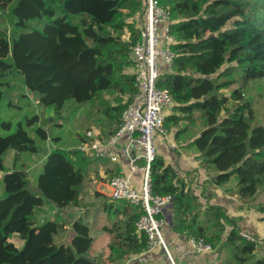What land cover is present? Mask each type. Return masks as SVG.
I'll list each match as a JSON object with an SVG mask.
<instances>
[{
	"label": "trees",
	"instance_id": "trees-1",
	"mask_svg": "<svg viewBox=\"0 0 264 264\" xmlns=\"http://www.w3.org/2000/svg\"><path fill=\"white\" fill-rule=\"evenodd\" d=\"M160 1L172 13L176 37L172 70L159 83L174 100L165 128L210 175L205 190L223 188L264 212V125L240 87L224 92L264 79V0ZM141 11V0H0V19L10 13V26L0 20V264H126L147 250V234L136 227L138 208L96 192L113 222L103 229L111 236L107 255L102 259L95 251V203L82 190L83 172L98 157L79 149L91 141L90 130L99 129L100 138L113 133L126 96L135 91L128 69L131 45L140 35L133 18ZM11 74L38 97L48 117L42 120L30 102L12 101ZM86 104L96 116L69 144L60 120H72ZM8 109L15 111L6 117L2 111ZM10 149L15 156L8 169L4 157ZM30 154L45 156L38 191L30 187L31 164L21 160ZM192 183L191 171L181 174L162 155L151 164L152 193L174 198L172 231L210 243L217 264H264L258 242L241 235L238 219ZM44 205L57 212L41 223L36 209ZM72 205L81 211L64 214ZM69 228L75 234L68 242ZM15 233L24 240L22 248L11 241Z\"/></svg>",
	"mask_w": 264,
	"mask_h": 264
},
{
	"label": "built area",
	"instance_id": "built-area-1",
	"mask_svg": "<svg viewBox=\"0 0 264 264\" xmlns=\"http://www.w3.org/2000/svg\"><path fill=\"white\" fill-rule=\"evenodd\" d=\"M141 1L140 35L131 45L130 52V73L135 78V91L126 96L127 106L120 121L113 126V133L100 138L96 131L90 130L87 136L91 141L79 149L98 158L108 157L117 162L124 157L127 160L128 172L109 178V197L127 201L138 208L141 215L136 227L148 238L145 253L163 250L171 264H177L165 230L171 224L174 198L171 194H153L151 191V164L159 155L157 140L168 134L166 115L174 105L170 92L159 85L162 77L172 70L176 57V37L172 32L174 20L170 9L160 0ZM70 211L78 213L81 208L75 207ZM240 233L247 240L260 243L261 239L246 231L241 230ZM188 239L193 252L214 251L212 245L203 239Z\"/></svg>",
	"mask_w": 264,
	"mask_h": 264
},
{
	"label": "crops",
	"instance_id": "crops-1",
	"mask_svg": "<svg viewBox=\"0 0 264 264\" xmlns=\"http://www.w3.org/2000/svg\"><path fill=\"white\" fill-rule=\"evenodd\" d=\"M128 71L130 73V68ZM20 93L27 96L26 98H21V102L26 104L27 100L30 99L31 93L26 87H23ZM33 102H35V104H39L38 97L35 96V100ZM36 111L40 113L42 120L48 117L47 114L41 113L40 107L37 108ZM47 127H50V124H47ZM172 143L175 145L173 146ZM45 145L49 148L51 146V142L48 141V143ZM157 149L159 155L164 156L166 162L173 165L180 171L181 174L185 175L189 171L192 172V187L197 191L198 194H201L202 191L205 192V194L210 197L211 203L223 205L229 215L238 219L241 230L246 231L259 240L261 239L258 253L264 255V212H259L255 208L248 207L247 204H245L244 201L238 196L226 193L223 188H212L210 190H205L202 185L205 179L209 178L210 175L199 166V162L196 159V154L188 153L180 147V145L174 139L173 131L168 132L166 137H159L157 140ZM6 156H10L8 157L9 160ZM14 156L15 150L10 149L4 157V163L8 169H11L14 165ZM44 159V154H30L21 157V160H26L27 163L31 164L29 167V174L32 176V172H34L35 180L38 173L40 172V168ZM7 160L9 163H7ZM126 163L127 160L124 157H122L117 162L112 161L108 157L97 158L91 161L83 172L84 182L82 195L86 197L88 201L95 203L94 206L90 207V220L92 234L95 238V244L97 243V239L101 238L105 240V242H101V244L103 246H107L111 236L103 229L105 226L111 225L113 222L112 217H110L107 211L102 207L104 199H96L95 194L96 192L101 193L108 199L112 200L109 197V178L115 174H124L128 172L129 169ZM3 174L4 172L0 171V179L2 178ZM75 207L81 208L80 206L72 205L66 209L64 214L74 213L71 212L70 209ZM56 212L57 209L54 206L50 207L49 205H44L36 209L37 218L41 223L52 219ZM98 213L99 215L102 213L101 217L99 218L101 225L96 227ZM74 234L75 233L72 228H69V236H67L68 242L72 239ZM166 238L170 251L177 264L218 263L217 253L215 250L210 253L193 252L188 241L189 239L180 233L172 231L170 225L166 228ZM11 241H13L18 248H22L24 245V240L17 233L13 235ZM126 264H171V262L163 250H156L149 253L143 252L142 254L134 255L126 261Z\"/></svg>",
	"mask_w": 264,
	"mask_h": 264
},
{
	"label": "rangeland",
	"instance_id": "rangeland-1",
	"mask_svg": "<svg viewBox=\"0 0 264 264\" xmlns=\"http://www.w3.org/2000/svg\"><path fill=\"white\" fill-rule=\"evenodd\" d=\"M134 21L136 20L137 26L140 24V19H139V14L136 15L135 18H133ZM3 24L7 23L8 26H10V13H4L3 17L0 19ZM35 26H41L40 23H35ZM4 77H0V79H3ZM7 78L11 79L10 83L14 84L12 89L9 91V97L12 99L13 102H21L18 93L22 91V81L21 78L16 75V74H11V76H8ZM240 87L242 91L244 92V97L252 102V105L257 113V122L264 125V79H258L256 81H249V82H239L232 86L230 89L224 90L226 94H230L231 91L236 88ZM35 96L30 94V99L27 100V102L34 101ZM30 102V103H32ZM6 103H4L3 108H5ZM33 108L36 110L37 108L40 107L41 113H44V110L41 108L39 104H35V102L32 103ZM15 111V109H8L2 111V114L6 117H8L10 114H12ZM96 108H92L90 105L86 104L83 105L80 110L76 113L75 117L68 121L65 122V120L61 119L60 122L64 123L66 125V132H65V139L66 142L69 144H74L73 141L79 137L78 133L82 132L86 126L88 125V120L90 119L91 115L96 116ZM95 131H98L99 129H93ZM7 157V156H6ZM10 157V156H8ZM7 159L9 160V158ZM7 160V163L9 161ZM31 177V184L30 187L34 191L37 190V185L36 180H35V173L32 172ZM84 177V176H83ZM2 189H3V182L0 179V194H2ZM48 206V205H47ZM50 207H53L49 205ZM97 222H96V227L100 226L101 222L99 218L101 217L102 213L99 215L97 214ZM166 230V229H165ZM69 236V235H68ZM263 241V240H262ZM101 242H105V240L98 238L97 243L95 244V251L97 253H100V256L102 259L105 258V255H107V247L103 246Z\"/></svg>",
	"mask_w": 264,
	"mask_h": 264
},
{
	"label": "water",
	"instance_id": "water-1",
	"mask_svg": "<svg viewBox=\"0 0 264 264\" xmlns=\"http://www.w3.org/2000/svg\"><path fill=\"white\" fill-rule=\"evenodd\" d=\"M171 215H170V221L172 222V212L170 213Z\"/></svg>",
	"mask_w": 264,
	"mask_h": 264
}]
</instances>
